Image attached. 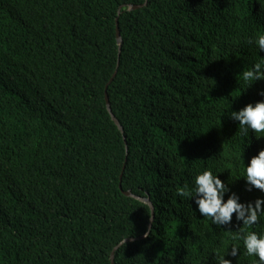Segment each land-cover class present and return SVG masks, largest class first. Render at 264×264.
<instances>
[{
	"label": "trees",
	"instance_id": "16d2710c",
	"mask_svg": "<svg viewBox=\"0 0 264 264\" xmlns=\"http://www.w3.org/2000/svg\"><path fill=\"white\" fill-rule=\"evenodd\" d=\"M0 0V264H254L241 233L196 211L211 170L254 203L243 170L264 138L231 111L264 99V0ZM117 20L124 40L116 39ZM108 94L118 129L108 112ZM128 155L124 165L126 143ZM251 187V191H249ZM239 248L231 256V248Z\"/></svg>",
	"mask_w": 264,
	"mask_h": 264
},
{
	"label": "clouds",
	"instance_id": "9594fccd",
	"mask_svg": "<svg viewBox=\"0 0 264 264\" xmlns=\"http://www.w3.org/2000/svg\"><path fill=\"white\" fill-rule=\"evenodd\" d=\"M252 42L259 51H264V34L257 35ZM242 79L249 86L257 80H264V57L260 56L250 70L244 71ZM259 95L264 97V91H261ZM229 117L239 122L238 127L243 135L251 131L257 139L264 138V99L255 104L249 103L238 111H231ZM243 178L247 185L264 192V149H261L245 165ZM193 185L191 191L180 189L178 195L193 199L196 211L202 217L211 219L215 225L223 227L230 224L235 213L236 219L250 228L259 222L261 215H264V198H257L254 203L245 204L239 202L237 195L232 194L225 201L224 195L227 191L225 183L211 170H204L197 174ZM248 190L251 191V187ZM147 234L146 232L145 235ZM240 239L243 241L246 254L257 258L254 264H264V234H258L255 231L242 232ZM120 244L125 246L126 238H123ZM238 252L239 248L232 247L230 255L237 256ZM224 257L217 255V264H230V261Z\"/></svg>",
	"mask_w": 264,
	"mask_h": 264
},
{
	"label": "water",
	"instance_id": "95a60500",
	"mask_svg": "<svg viewBox=\"0 0 264 264\" xmlns=\"http://www.w3.org/2000/svg\"><path fill=\"white\" fill-rule=\"evenodd\" d=\"M148 3H149V0H146L142 5H137V6L133 5V6H131L130 9L131 10L142 9V8L148 6ZM116 39H117V43H118V46H119V56L121 57L124 40H123L122 33H121V30H120L119 20H117ZM119 67H120V61H118L117 69H116V71H115V73H114V75H113L110 83L108 84V86L106 88L105 100H106V105H107L108 112L110 113V115H111L113 121L115 122V124L117 125L118 129L124 135V128L121 125V123L119 122V120L117 119V117L113 113L112 106H111V102H110V98H109V94H108L109 85L116 78L117 73H118V70H119ZM124 140H125V143H126V151H125L124 165H123L122 172H121V175H120V185H119V188H120L121 191H122V189H121V179H122V175H123V172H124V169H125V165H126V162H127V155H128V146H127L126 138ZM122 193L126 197L133 198L135 200L141 201L144 204H147L150 207L151 213H152L151 214L152 216H151V220H150L148 234L147 235H144L141 238H137V239H134V238L126 239V244H127V243L134 242L136 240H142V239H144V238H146V237L149 236L150 231H151L152 226H153V223H154V220H155V207H154V205H153V203H152V201H151V199L149 197L142 198V197H139V196H136V195L132 194L130 191H122ZM121 247H122V245L119 244L118 246H116V248L112 252V255H111V264H115V257H116L115 256V252L117 250H119Z\"/></svg>",
	"mask_w": 264,
	"mask_h": 264
}]
</instances>
